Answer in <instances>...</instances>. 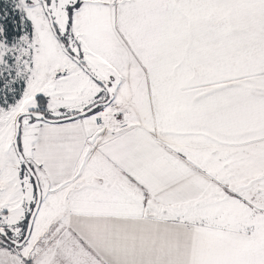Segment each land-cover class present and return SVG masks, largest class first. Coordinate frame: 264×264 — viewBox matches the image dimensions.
I'll list each match as a JSON object with an SVG mask.
<instances>
[{
	"label": "snow or ice",
	"instance_id": "snow-or-ice-1",
	"mask_svg": "<svg viewBox=\"0 0 264 264\" xmlns=\"http://www.w3.org/2000/svg\"><path fill=\"white\" fill-rule=\"evenodd\" d=\"M0 264H264V0H0Z\"/></svg>",
	"mask_w": 264,
	"mask_h": 264
}]
</instances>
